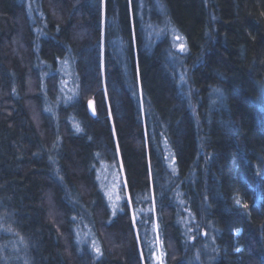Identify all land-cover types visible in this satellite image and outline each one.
<instances>
[{
  "label": "trees",
  "instance_id": "16d2710c",
  "mask_svg": "<svg viewBox=\"0 0 264 264\" xmlns=\"http://www.w3.org/2000/svg\"><path fill=\"white\" fill-rule=\"evenodd\" d=\"M139 249L264 264V0H0V264Z\"/></svg>",
  "mask_w": 264,
  "mask_h": 264
},
{
  "label": "bare ground",
  "instance_id": "6f19581e",
  "mask_svg": "<svg viewBox=\"0 0 264 264\" xmlns=\"http://www.w3.org/2000/svg\"><path fill=\"white\" fill-rule=\"evenodd\" d=\"M89 100V99H88ZM87 100V101H88ZM93 100V99H92ZM87 101H86V103H87ZM93 103H94V101H93ZM94 108H95V106H94ZM86 111H87V113H88V115L90 116V114H89V112H88V108H87V105H86ZM96 111V110H95ZM113 138H114V140H115V135L113 134ZM118 160H119V155H118ZM119 163H120V160H119ZM127 203H128V208H129V212H130V216H131V218H133L134 217V213H133V208H132V205H131V203H130V199H129V196L127 195ZM137 232V229H135V233ZM138 242H139V240H138ZM139 251H140V257H141V260H140V262H141V264H145V262H144V256H143V254H142V250L141 249H139Z\"/></svg>",
  "mask_w": 264,
  "mask_h": 264
},
{
  "label": "water",
  "instance_id": "95a60500",
  "mask_svg": "<svg viewBox=\"0 0 264 264\" xmlns=\"http://www.w3.org/2000/svg\"><path fill=\"white\" fill-rule=\"evenodd\" d=\"M90 101L92 102V103H91V107L89 106V102H90ZM86 105H87L88 112H89L90 116L93 117V118L96 117V111H95V108H94L93 100H92V99H89V100L87 101Z\"/></svg>",
  "mask_w": 264,
  "mask_h": 264
},
{
  "label": "rangeland",
  "instance_id": "374dc122",
  "mask_svg": "<svg viewBox=\"0 0 264 264\" xmlns=\"http://www.w3.org/2000/svg\"><path fill=\"white\" fill-rule=\"evenodd\" d=\"M177 37H179V39H177ZM173 42H174V46L175 48H180L181 45L184 46V41L180 36H174L173 37Z\"/></svg>",
  "mask_w": 264,
  "mask_h": 264
},
{
  "label": "snow or ice",
  "instance_id": "6c2138e0",
  "mask_svg": "<svg viewBox=\"0 0 264 264\" xmlns=\"http://www.w3.org/2000/svg\"><path fill=\"white\" fill-rule=\"evenodd\" d=\"M177 39H179V37H177ZM180 48H181V50H183V45H181ZM91 103H92V102L90 101V102H89V106H90V107H91ZM236 203H237V204H240L241 202H240L239 199H237ZM239 231H240V230H237V234H239ZM97 251H98V250H97Z\"/></svg>",
  "mask_w": 264,
  "mask_h": 264
}]
</instances>
